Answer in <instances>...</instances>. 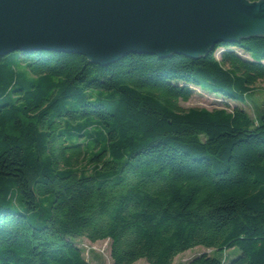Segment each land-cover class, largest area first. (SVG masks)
I'll use <instances>...</instances> for the list:
<instances>
[{
	"label": "trees",
	"instance_id": "trees-1",
	"mask_svg": "<svg viewBox=\"0 0 264 264\" xmlns=\"http://www.w3.org/2000/svg\"><path fill=\"white\" fill-rule=\"evenodd\" d=\"M262 80L264 36L107 66L0 56V264H90L80 238L109 240L112 264L194 246L211 254L186 264H264V107L179 104L199 88L243 105Z\"/></svg>",
	"mask_w": 264,
	"mask_h": 264
},
{
	"label": "water",
	"instance_id": "water-1",
	"mask_svg": "<svg viewBox=\"0 0 264 264\" xmlns=\"http://www.w3.org/2000/svg\"><path fill=\"white\" fill-rule=\"evenodd\" d=\"M264 36V0H0V56L48 51L107 66L128 55L191 58Z\"/></svg>",
	"mask_w": 264,
	"mask_h": 264
},
{
	"label": "rangeland",
	"instance_id": "rangeland-1",
	"mask_svg": "<svg viewBox=\"0 0 264 264\" xmlns=\"http://www.w3.org/2000/svg\"><path fill=\"white\" fill-rule=\"evenodd\" d=\"M247 101L243 105L238 102H233L227 99L219 98L215 94H208L201 89H194L193 95H191L186 102H179L180 106L183 109H187V107L199 108L203 107L206 110H211V108L217 107L222 108L226 106L228 109L232 108L233 106L242 107L248 114L254 116V113L258 107H264V80L256 83L253 93L247 96ZM81 143H86L85 138L79 140ZM86 150L89 152V148L91 150L94 147V143H87ZM12 195V208L18 211H24V206L21 204L20 199L15 191L11 193ZM48 198H41L40 200V209L43 208L44 210L49 208V203L47 202ZM76 244L83 250L85 259L90 264H112L111 259V249H110V242L109 240L98 241L96 243H91L85 238H80L76 240ZM210 253V248H203V247H192L191 250L184 251L180 253V255L175 256L172 258L173 264H186L189 259H191L194 255H200L202 253ZM218 254V253H217ZM215 254L214 256H217ZM221 259L224 263L230 261L231 258L236 257L239 254V251L235 247H231L228 250L222 253ZM135 264H148L145 260H140Z\"/></svg>",
	"mask_w": 264,
	"mask_h": 264
}]
</instances>
